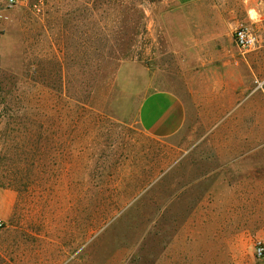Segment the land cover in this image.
Wrapping results in <instances>:
<instances>
[{"label":"rangeland","instance_id":"1","mask_svg":"<svg viewBox=\"0 0 264 264\" xmlns=\"http://www.w3.org/2000/svg\"><path fill=\"white\" fill-rule=\"evenodd\" d=\"M132 62L184 102L177 135L142 130L117 84ZM259 249L264 0H0V264H264Z\"/></svg>","mask_w":264,"mask_h":264},{"label":"crops","instance_id":"2","mask_svg":"<svg viewBox=\"0 0 264 264\" xmlns=\"http://www.w3.org/2000/svg\"><path fill=\"white\" fill-rule=\"evenodd\" d=\"M117 84L124 95L139 100V124L151 138H171L184 128L187 121L184 102L171 91L152 89L150 70L144 64L123 65Z\"/></svg>","mask_w":264,"mask_h":264},{"label":"built area","instance_id":"3","mask_svg":"<svg viewBox=\"0 0 264 264\" xmlns=\"http://www.w3.org/2000/svg\"><path fill=\"white\" fill-rule=\"evenodd\" d=\"M21 0H10L12 5L17 4ZM235 44L241 51H249L256 47L257 38L252 28L250 27H239L235 31L234 35ZM259 257L264 256V249L258 250Z\"/></svg>","mask_w":264,"mask_h":264}]
</instances>
